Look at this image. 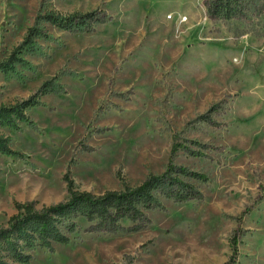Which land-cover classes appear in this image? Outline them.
Segmentation results:
<instances>
[{"label": "rangeland", "instance_id": "rangeland-1", "mask_svg": "<svg viewBox=\"0 0 264 264\" xmlns=\"http://www.w3.org/2000/svg\"><path fill=\"white\" fill-rule=\"evenodd\" d=\"M96 8L114 19L92 33L48 25L58 41L40 40L47 57L29 56L35 69L21 67L20 79L0 72V105L28 98L61 69L76 72L62 77L66 92L43 97V105L29 111L36 128L0 129L13 149L29 155L0 153V227L16 212V201L41 208L65 200L69 170L96 193L120 188L119 171L131 185L162 172L172 133L160 113L182 129L227 98L226 113L217 117L225 125L187 133L225 149L176 159L210 176V183L196 181L202 201H166V210L149 211L152 224L136 233L82 230L76 242L36 250L30 264H223L231 257L234 264H264V200H257L264 186V37L235 39L222 24V32H213L203 0H0V61L22 42L39 11ZM111 91H132L131 100ZM112 103L120 109L105 108ZM249 205L236 253L233 217Z\"/></svg>", "mask_w": 264, "mask_h": 264}, {"label": "trees", "instance_id": "trees-1", "mask_svg": "<svg viewBox=\"0 0 264 264\" xmlns=\"http://www.w3.org/2000/svg\"><path fill=\"white\" fill-rule=\"evenodd\" d=\"M203 6L206 17L213 25V32H222V24L235 39L246 34L264 37V26L261 24L264 0H203ZM113 19V15L102 8L76 10L68 14L41 10L34 23L28 27L22 42L7 58L0 61V72L20 79L23 77L21 67L35 69L29 56L47 57L40 40L58 41L48 30V25L71 34L92 33L99 24ZM65 75H76V72L61 69L45 80L28 98L13 105H0V129L19 130L21 124L36 128L37 124L30 118L29 111L43 105V97L66 92V86L62 82ZM111 93L126 101L132 97V91ZM228 105L227 98L214 102L206 111L189 119L182 129H175L172 121L160 113L165 129L172 133L169 160L162 172L148 173L139 184L131 185L119 171L117 178L121 184L120 188L96 193L83 189L72 178L69 170L64 175L67 190L65 200L43 205L41 208L35 201H16V212L9 217L6 226L0 227V264H30L36 250H54V244L76 242L80 239L82 230L114 235L136 233L152 224L149 211L166 210V201H202L205 193L196 181L210 183V176L204 171L180 164L176 159L180 153L194 158H207L210 152L218 153L225 149L224 146L189 137L187 133L200 130L203 124L221 128L225 124L218 121L217 117L226 113ZM100 108L102 109V106ZM105 108L120 109V106L112 103ZM106 130L107 128H99L96 132L102 133ZM11 143L10 136L0 133V153L28 160L29 155L13 149ZM261 189L258 202L264 200V186H261ZM252 207L253 205L245 207L239 215L233 217L238 223L232 238L233 250L236 253L241 234L245 231L242 227L243 219ZM81 220L88 224L84 229ZM234 260V257H231L223 264H234Z\"/></svg>", "mask_w": 264, "mask_h": 264}]
</instances>
